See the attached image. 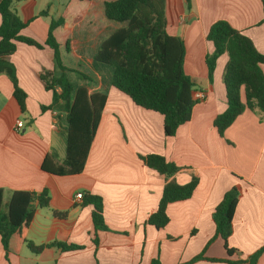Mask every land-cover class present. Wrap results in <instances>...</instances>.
Returning <instances> with one entry per match:
<instances>
[{
    "label": "crops",
    "instance_id": "0c3cea01",
    "mask_svg": "<svg viewBox=\"0 0 264 264\" xmlns=\"http://www.w3.org/2000/svg\"><path fill=\"white\" fill-rule=\"evenodd\" d=\"M12 11L26 25L20 35L42 48L16 43V51L2 57L10 67L0 74L2 208L6 211L17 191L46 190L49 201L43 208L33 204L26 236L28 243L45 246L41 253L32 254L23 245L17 254L6 256L0 243V264H150L155 258L160 264L187 263L213 238V212L232 187L239 188L240 197L227 244L237 253L228 257L217 238L204 257L245 260L264 245V120L245 110L220 138L213 121L227 106L222 75L228 57L216 61L211 82L205 64L213 51L205 38L217 21L249 37L264 55V0H189L188 5L184 0H165L166 30L183 41V70L204 97L193 107L191 119L170 138L163 134L161 115L135 106L111 88L110 72L93 62L100 42L114 30L98 21L96 3L13 0ZM52 21L60 23L52 34L68 80L89 93L107 95L83 170L61 177L41 170L46 157L61 164L66 146V109L60 90H47L40 79L45 72L59 77L53 52L44 45ZM260 68L264 72V66ZM13 81L26 95L24 110L14 97ZM18 121L21 129L15 128ZM148 155L162 156L180 168L170 179L176 184L198 181L188 200L167 206L168 223L160 229L145 224L166 184L139 159ZM76 194L102 200L106 230L96 231L92 206L76 201ZM57 243L80 249L50 247ZM256 264H264V255Z\"/></svg>",
    "mask_w": 264,
    "mask_h": 264
},
{
    "label": "trees",
    "instance_id": "16d2710c",
    "mask_svg": "<svg viewBox=\"0 0 264 264\" xmlns=\"http://www.w3.org/2000/svg\"><path fill=\"white\" fill-rule=\"evenodd\" d=\"M94 2L100 11L104 23L114 27L105 37L94 55L93 62L111 68L109 86L123 93L135 106L158 113L163 118V134L173 137L177 128L191 119L193 107L200 101L195 99V84L183 70L185 46L177 36H171L166 30L165 0H80ZM188 5L189 0H184ZM13 0H0V74L10 67L2 57L16 51V43H23L41 49L33 39L23 37L20 32L26 27L12 11ZM264 23V18H262ZM60 25L52 21L44 45L53 52V60L59 77L54 72H45L41 80L47 90L59 89V99L66 109L64 160L54 164L48 157L43 160L41 170L52 176H70L79 174L85 165L89 147H91L96 126L107 100L106 93H89L85 87H75L67 78L68 71L61 63L60 48L53 31ZM206 41L213 47L206 56L205 64L210 82L213 79L215 63L227 55L223 69V87L226 99L225 110L213 121L218 136L223 137L225 129L245 111L257 113L264 120V55L255 48L249 37L232 28L225 21L214 22L208 29ZM69 50V44L66 43ZM86 79V78H83ZM14 85V97L21 110L26 95ZM195 91V92H194ZM144 166L162 175L166 184L160 195L156 211L147 218L146 225L156 229L168 223L166 208L168 205L188 200L194 193L197 179L178 185L170 180L180 168L159 155L139 156ZM3 192L0 188V243L8 254H17L25 245L30 253L38 255L45 246H34L26 240L29 225L33 217V204L48 206L46 190L39 194L26 191L13 192L6 211L2 208ZM240 191L232 187L216 206L212 223L214 236L207 241L200 254L187 263L199 261L227 264H256L264 255V245L245 260L208 259L204 252L217 238L222 239L223 248L228 257L236 250L228 246L232 232L234 211ZM82 205L92 206L91 220L96 231L106 230L103 222L102 200L91 194H85ZM62 250H78L79 247L57 243L50 245ZM150 264H160L155 258Z\"/></svg>",
    "mask_w": 264,
    "mask_h": 264
},
{
    "label": "built area",
    "instance_id": "2783aa9c",
    "mask_svg": "<svg viewBox=\"0 0 264 264\" xmlns=\"http://www.w3.org/2000/svg\"><path fill=\"white\" fill-rule=\"evenodd\" d=\"M194 97H195V99H198L199 101L203 100V98H204L203 95L200 94V93H196L194 95ZM21 127H22V123L21 122L18 121V122L15 123V128L16 129H21ZM74 198H75L76 201H81L83 196H82V194H76Z\"/></svg>",
    "mask_w": 264,
    "mask_h": 264
},
{
    "label": "rangeland",
    "instance_id": "374dc122",
    "mask_svg": "<svg viewBox=\"0 0 264 264\" xmlns=\"http://www.w3.org/2000/svg\"><path fill=\"white\" fill-rule=\"evenodd\" d=\"M109 72H111V68L109 67H105ZM111 76V75H110Z\"/></svg>",
    "mask_w": 264,
    "mask_h": 264
}]
</instances>
